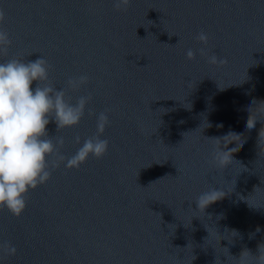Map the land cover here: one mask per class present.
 Listing matches in <instances>:
<instances>
[{
    "label": "water",
    "instance_id": "water-1",
    "mask_svg": "<svg viewBox=\"0 0 264 264\" xmlns=\"http://www.w3.org/2000/svg\"><path fill=\"white\" fill-rule=\"evenodd\" d=\"M0 10L12 41L0 62L42 55L66 98L91 95L87 107L110 121L103 158L61 163L19 217L0 208V264H239L242 251L264 249V102L245 127L249 102L264 101V0H130L120 10L113 0H0ZM82 74L88 84L68 89ZM47 130L71 157L96 118L86 109L77 126ZM221 135L235 137L217 161ZM210 181L226 191L199 209Z\"/></svg>",
    "mask_w": 264,
    "mask_h": 264
},
{
    "label": "clouds",
    "instance_id": "clouds-1",
    "mask_svg": "<svg viewBox=\"0 0 264 264\" xmlns=\"http://www.w3.org/2000/svg\"><path fill=\"white\" fill-rule=\"evenodd\" d=\"M129 3L130 0H113L117 10ZM3 22L4 13L0 10V52H5L12 43ZM196 39L206 44L208 37L201 32ZM198 52L206 55L204 48L198 49ZM195 55L196 52L192 49L186 52L187 59H194ZM207 59L212 64L218 62L216 55L207 56ZM50 68L51 65L42 55L34 61L25 62L13 58L0 62V208H6L17 217L26 207L27 192L45 184L51 178L52 170L58 168L61 163L66 169H78L90 156L96 159L103 158L109 148V141L101 138L110 123L108 110L97 115L88 108L91 95L80 96L72 103L66 98V89H58L49 80ZM88 82L87 74L69 77L67 88L76 90ZM250 102L247 106L249 116L245 124L249 129L254 127L256 120L259 119L261 112L253 113L264 101L257 102L253 99ZM253 104L256 105L255 108L252 107ZM86 109L89 116L96 118V134L87 137L83 142L76 136L75 142L79 147L74 155L65 157L60 153V148L64 144L63 138L54 141L48 134L47 125L50 122L55 123L57 129L77 126ZM238 134L240 135V131ZM229 137L235 136L229 135L227 139ZM227 139L221 135L216 141L212 156L217 161H223L226 155L230 156L228 152L230 147L222 148L223 144H227L224 143ZM53 156L57 159L52 160ZM225 191L217 187L216 181H210L201 186L193 201L200 209L207 200ZM256 231H260L259 227ZM232 232L237 233L235 230ZM11 251L14 252L15 249L12 248ZM237 260L239 264H264V249L259 245L258 255H252L248 250H244Z\"/></svg>",
    "mask_w": 264,
    "mask_h": 264
}]
</instances>
